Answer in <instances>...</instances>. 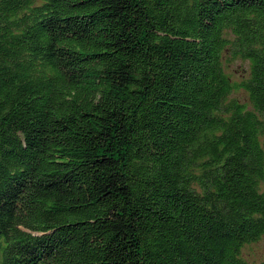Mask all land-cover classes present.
I'll return each mask as SVG.
<instances>
[{
  "label": "trees",
  "instance_id": "16d2710c",
  "mask_svg": "<svg viewBox=\"0 0 264 264\" xmlns=\"http://www.w3.org/2000/svg\"><path fill=\"white\" fill-rule=\"evenodd\" d=\"M263 240L264 0H0V264Z\"/></svg>",
  "mask_w": 264,
  "mask_h": 264
},
{
  "label": "rangeland",
  "instance_id": "374dc122",
  "mask_svg": "<svg viewBox=\"0 0 264 264\" xmlns=\"http://www.w3.org/2000/svg\"><path fill=\"white\" fill-rule=\"evenodd\" d=\"M225 60V67L227 73L231 75L234 81H241L242 79L247 78L249 72V65L246 62L237 60L233 61L230 58ZM235 98H238L241 101H247L248 97L244 91L238 92L234 95ZM243 257L249 260L253 264H261L264 262V240L258 244L246 247L243 251Z\"/></svg>",
  "mask_w": 264,
  "mask_h": 264
}]
</instances>
